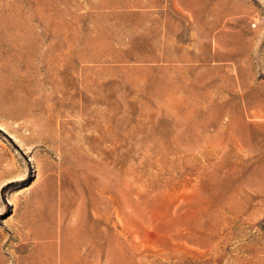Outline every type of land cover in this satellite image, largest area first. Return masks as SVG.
Listing matches in <instances>:
<instances>
[{
    "label": "rangeland",
    "instance_id": "1",
    "mask_svg": "<svg viewBox=\"0 0 264 264\" xmlns=\"http://www.w3.org/2000/svg\"><path fill=\"white\" fill-rule=\"evenodd\" d=\"M0 264H264V0H0Z\"/></svg>",
    "mask_w": 264,
    "mask_h": 264
}]
</instances>
